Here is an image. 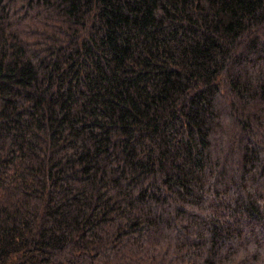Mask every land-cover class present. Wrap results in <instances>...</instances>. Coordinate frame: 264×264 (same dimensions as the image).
Wrapping results in <instances>:
<instances>
[{
  "label": "trees",
  "instance_id": "trees-1",
  "mask_svg": "<svg viewBox=\"0 0 264 264\" xmlns=\"http://www.w3.org/2000/svg\"><path fill=\"white\" fill-rule=\"evenodd\" d=\"M0 264H264V0H0Z\"/></svg>",
  "mask_w": 264,
  "mask_h": 264
}]
</instances>
